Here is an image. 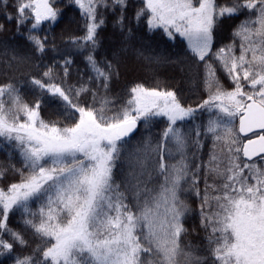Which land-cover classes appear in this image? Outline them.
I'll list each match as a JSON object with an SVG mask.
<instances>
[{"label": "snow or ice", "instance_id": "snow-or-ice-1", "mask_svg": "<svg viewBox=\"0 0 264 264\" xmlns=\"http://www.w3.org/2000/svg\"><path fill=\"white\" fill-rule=\"evenodd\" d=\"M0 264H264V0H0Z\"/></svg>", "mask_w": 264, "mask_h": 264}, {"label": "trees", "instance_id": "trees-1", "mask_svg": "<svg viewBox=\"0 0 264 264\" xmlns=\"http://www.w3.org/2000/svg\"><path fill=\"white\" fill-rule=\"evenodd\" d=\"M4 157H3V155H0V160H2Z\"/></svg>", "mask_w": 264, "mask_h": 264}]
</instances>
